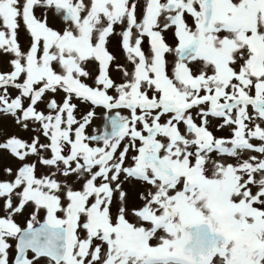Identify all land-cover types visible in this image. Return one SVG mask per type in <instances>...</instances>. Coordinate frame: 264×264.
Returning <instances> with one entry per match:
<instances>
[{
    "label": "snow or ice",
    "instance_id": "6c2138e0",
    "mask_svg": "<svg viewBox=\"0 0 264 264\" xmlns=\"http://www.w3.org/2000/svg\"><path fill=\"white\" fill-rule=\"evenodd\" d=\"M0 264H264V0H0Z\"/></svg>",
    "mask_w": 264,
    "mask_h": 264
}]
</instances>
